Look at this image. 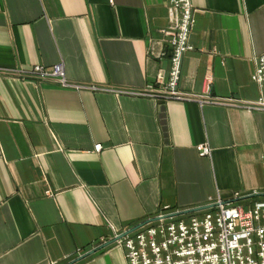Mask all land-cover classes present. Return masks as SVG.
I'll return each instance as SVG.
<instances>
[{"label":"crops","instance_id":"crops-1","mask_svg":"<svg viewBox=\"0 0 264 264\" xmlns=\"http://www.w3.org/2000/svg\"><path fill=\"white\" fill-rule=\"evenodd\" d=\"M190 1L177 88L201 93L209 75L212 96L255 100L264 0ZM169 12L167 0H0L1 69L62 62L69 82L108 89L0 73V264H128L117 236L162 206L204 207L188 218L217 197L264 196V111L114 92L168 79Z\"/></svg>","mask_w":264,"mask_h":264},{"label":"built area","instance_id":"built-area-1","mask_svg":"<svg viewBox=\"0 0 264 264\" xmlns=\"http://www.w3.org/2000/svg\"><path fill=\"white\" fill-rule=\"evenodd\" d=\"M167 5L170 10L168 23L159 31L170 48L168 79L164 80L163 74L158 73L153 83L139 91L114 92L153 100L195 101L199 105L216 104L264 111V51L253 58L251 80L259 90L255 100L212 96L209 75L204 78V90L201 93L184 92L177 88L182 55L193 49L189 35L194 26V17L190 0H167ZM164 54V51L159 53ZM0 73L26 81L52 79L61 87L108 90L69 82L62 62L49 67L36 64L30 69L0 68ZM101 148L100 143L93 145L95 152ZM196 149L200 156H209L211 152L206 142L196 145ZM168 209V205L162 206L156 214V220L133 234L116 238V246L125 249L128 264H264L263 200L244 208L241 204L217 197L213 207L201 216L191 215L188 218L165 217L172 213Z\"/></svg>","mask_w":264,"mask_h":264},{"label":"water","instance_id":"water-1","mask_svg":"<svg viewBox=\"0 0 264 264\" xmlns=\"http://www.w3.org/2000/svg\"><path fill=\"white\" fill-rule=\"evenodd\" d=\"M201 208H204V207H198V208H192V209H187V210H183V211H177V212H174V213H171V214H167V215H165V217L177 216V215H180V214H185V213L193 212V211H196V210L201 209ZM157 218L158 217L155 216V217H153L151 219H148L146 222H148V221H154ZM123 235H125V234H121V235H119L117 237H122Z\"/></svg>","mask_w":264,"mask_h":264},{"label":"rangeland","instance_id":"rangeland-1","mask_svg":"<svg viewBox=\"0 0 264 264\" xmlns=\"http://www.w3.org/2000/svg\"><path fill=\"white\" fill-rule=\"evenodd\" d=\"M259 200H264V196H260V199ZM248 206V204L246 203V204H243V207L244 208H246ZM198 212V211H197ZM186 214H182V215H177V216H175L174 218H177V217H180V216H185Z\"/></svg>","mask_w":264,"mask_h":264}]
</instances>
